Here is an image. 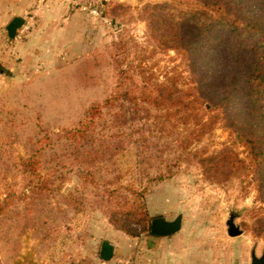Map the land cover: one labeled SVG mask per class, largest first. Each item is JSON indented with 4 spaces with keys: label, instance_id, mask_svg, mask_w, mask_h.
Masks as SVG:
<instances>
[{
    "label": "rangeland",
    "instance_id": "rangeland-1",
    "mask_svg": "<svg viewBox=\"0 0 264 264\" xmlns=\"http://www.w3.org/2000/svg\"><path fill=\"white\" fill-rule=\"evenodd\" d=\"M180 1L112 0L108 9L111 26L99 22L105 31L98 28L81 44L78 58L56 63L36 58L13 61L0 73V134L5 140L4 152L0 149V203L6 199L10 204L0 207V264H151L152 257H158L160 264H167V257L178 264H250L252 251L256 257L264 254V224L260 222L264 199L257 195L252 176L210 181L196 161L224 146L246 157L222 124L215 125L184 155L173 146L165 148L163 138L157 148L145 149L156 157L149 169L155 180L147 184L143 198L145 225L126 224L130 232H139L137 237L111 224L97 205L90 207L78 229L67 226L69 220L62 211L67 218L73 214L57 194L49 205L32 204L28 198L27 178H36L23 174L19 164L34 149L36 135L77 126L88 108L113 93L118 69L140 81V72L159 80L176 72L188 78L185 61L149 39L144 14L146 6ZM38 170L44 176L46 165ZM96 183L87 188L90 200L103 191L101 181ZM68 190L83 194L85 189L71 176L63 183L62 191ZM179 213L183 214L179 232L168 237L150 234L151 219H173ZM229 223L241 234L229 237ZM102 241L113 245L115 262L99 258Z\"/></svg>",
    "mask_w": 264,
    "mask_h": 264
},
{
    "label": "trees",
    "instance_id": "trees-1",
    "mask_svg": "<svg viewBox=\"0 0 264 264\" xmlns=\"http://www.w3.org/2000/svg\"><path fill=\"white\" fill-rule=\"evenodd\" d=\"M144 14L149 39L180 56L188 78L176 72L159 80L140 72V81L118 69L112 94L88 108L73 129L36 135L34 149L20 161L21 172L36 178H27L31 203L49 205L57 194L73 214L67 218L62 211L67 226L81 229L97 205L111 224L137 237L126 224L147 220L143 198L155 180L149 169L156 157L146 150L163 138L165 148L187 154L217 124L246 157L228 146L200 155L196 161L204 175L216 182L251 175L264 199V0H181L146 6ZM4 141L0 134L2 152ZM71 176L82 183L83 194L62 191ZM97 180L103 191L90 200L87 188ZM8 206L3 199L1 209Z\"/></svg>",
    "mask_w": 264,
    "mask_h": 264
},
{
    "label": "crops",
    "instance_id": "crops-1",
    "mask_svg": "<svg viewBox=\"0 0 264 264\" xmlns=\"http://www.w3.org/2000/svg\"><path fill=\"white\" fill-rule=\"evenodd\" d=\"M14 17L23 19L29 28L21 39L9 40L5 27ZM100 25L99 21L69 9L61 0H0V73L13 61L36 58L56 63L78 58L81 44L88 42L98 28L104 30ZM152 258L151 264H160L158 257ZM167 258V264H178L170 260L172 257ZM115 259L112 257L107 263Z\"/></svg>",
    "mask_w": 264,
    "mask_h": 264
},
{
    "label": "water",
    "instance_id": "water-1",
    "mask_svg": "<svg viewBox=\"0 0 264 264\" xmlns=\"http://www.w3.org/2000/svg\"><path fill=\"white\" fill-rule=\"evenodd\" d=\"M23 19L20 17H14L5 27L7 38L13 40L15 38L17 30L23 25ZM183 221V214H177L173 219H167L166 217H156L150 221V234L155 237H163L175 234L181 230ZM227 235L229 237H235L241 234V231L235 227L232 223L228 224ZM114 254V247L108 241H102L99 250V258L107 262ZM250 264H264V254L260 257H256L255 253L251 252Z\"/></svg>",
    "mask_w": 264,
    "mask_h": 264
},
{
    "label": "built area",
    "instance_id": "built-area-1",
    "mask_svg": "<svg viewBox=\"0 0 264 264\" xmlns=\"http://www.w3.org/2000/svg\"><path fill=\"white\" fill-rule=\"evenodd\" d=\"M69 9L81 12L89 18L99 21L106 28L111 26L108 18V9L112 0H61ZM29 20H32L30 18ZM28 23V22H27ZM28 25L24 24L17 30L16 39H21Z\"/></svg>",
    "mask_w": 264,
    "mask_h": 264
}]
</instances>
